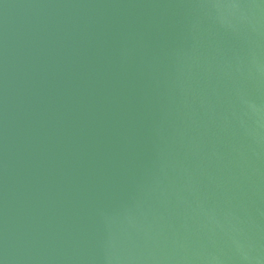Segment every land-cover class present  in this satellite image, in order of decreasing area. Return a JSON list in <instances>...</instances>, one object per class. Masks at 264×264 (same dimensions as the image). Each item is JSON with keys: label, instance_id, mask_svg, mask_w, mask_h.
Returning <instances> with one entry per match:
<instances>
[{"label": "water", "instance_id": "1", "mask_svg": "<svg viewBox=\"0 0 264 264\" xmlns=\"http://www.w3.org/2000/svg\"><path fill=\"white\" fill-rule=\"evenodd\" d=\"M0 264H264V0H0Z\"/></svg>", "mask_w": 264, "mask_h": 264}]
</instances>
